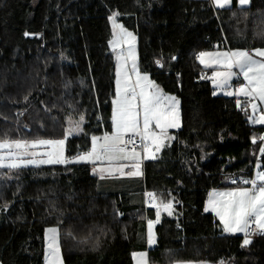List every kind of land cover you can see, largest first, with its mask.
<instances>
[{
	"label": "trees",
	"instance_id": "trees-1",
	"mask_svg": "<svg viewBox=\"0 0 264 264\" xmlns=\"http://www.w3.org/2000/svg\"><path fill=\"white\" fill-rule=\"evenodd\" d=\"M232 1L217 9L210 0H0V140L60 138L65 116L83 114V132L66 140L71 157L111 131L113 12L136 36L140 70L179 99L181 113L175 140L144 162L133 194L103 189L85 163L0 169V264H43L49 227L60 229L63 264H133L138 251L150 264H264V235L242 247V235L224 233L204 212L210 189L251 178L257 156L264 169L261 142L252 143L264 125L248 122L244 101L237 107L235 97L213 95L196 59L219 48H264V0L244 8ZM145 191L174 198L153 247L147 219L155 209Z\"/></svg>",
	"mask_w": 264,
	"mask_h": 264
},
{
	"label": "snow or ice",
	"instance_id": "snow-or-ice-1",
	"mask_svg": "<svg viewBox=\"0 0 264 264\" xmlns=\"http://www.w3.org/2000/svg\"><path fill=\"white\" fill-rule=\"evenodd\" d=\"M213 7L224 9L232 0H210ZM244 8L250 0H236ZM118 12H113L108 20L112 24V39L108 41L116 59L115 96L112 99L111 131L91 136V146L87 151H78L74 157L66 156V140L73 134L83 132L84 115L73 119L66 118L68 127L64 128L60 139H3L0 140V169L9 171L29 165H55L87 162L94 165L92 171L101 179L114 174L128 177L142 175L141 161L155 159L157 154L173 139L169 129L179 128V100L165 93L147 73L138 68L133 33L117 23ZM27 37L33 35L25 32ZM39 35V34H35ZM119 49V51H117ZM175 59V57H173ZM196 59L205 68L213 69L211 75L201 73V79L211 81L216 91L225 90V95L245 97L247 108L251 109L248 122L264 125V48L229 49L226 51H201ZM158 65L161 64L157 60ZM235 69V71H234ZM242 76L241 83L231 89L233 77ZM216 91L212 94L216 95ZM28 98L25 97V100ZM237 107H242L240 99ZM261 142L259 153L264 155V134L252 137ZM127 169V170H126ZM231 183L236 187L223 191L213 189L208 192L204 212H212L219 220L224 233H242V247L249 245L253 234H264V170H261L260 157L257 156L256 171L251 178L235 177ZM165 200L155 191L144 192L145 205L155 209V219H147V244L157 243L154 225L160 222L161 213L174 214V198ZM178 203V202H177ZM7 206L5 205V208ZM179 226V225H178ZM71 235V232L68 233ZM46 264H63L61 259L60 229H45ZM134 264H150L147 251L131 253ZM173 264H192L176 261ZM198 264H208L200 261ZM218 264H226L221 259Z\"/></svg>",
	"mask_w": 264,
	"mask_h": 264
},
{
	"label": "crops",
	"instance_id": "crops-1",
	"mask_svg": "<svg viewBox=\"0 0 264 264\" xmlns=\"http://www.w3.org/2000/svg\"><path fill=\"white\" fill-rule=\"evenodd\" d=\"M226 50H229L228 48H219V49H214V50H211L209 52H214V51H226ZM117 51H119V49H117ZM136 57H137V51H136ZM199 62V61H198ZM138 64V62H137ZM200 64V62H199ZM205 70L202 72L206 75H209L210 71L212 70L211 68H205L202 64H200ZM139 68V66H138ZM140 69V68H139ZM141 71V70H140ZM235 71V69H234ZM143 72V71H141ZM116 59H115V70H114V96H115V79H116ZM146 73V72H144ZM148 74V73H147ZM149 78L152 80V78L150 77V75L148 74ZM156 83V82H155ZM241 84L243 83V77L242 76H236V77H233V80H232V83L231 84ZM157 84V83H156ZM160 86V85H159ZM161 88V87H160ZM235 88V87H234ZM164 91V90H163ZM166 93V92H165ZM169 94V93H167ZM169 95H173V94H169ZM223 95V94H222ZM175 96V95H173ZM228 96V95H226ZM176 97V96H175ZM230 97H235L234 95L233 96H230ZM114 98V97H113ZM112 98V99H113ZM177 98V97H176ZM236 98V97H235ZM178 99V98H177ZM179 100V99H178ZM242 100H246L245 97H242ZM242 101V102H243ZM180 102V101H179ZM245 102V101H244ZM111 108H112V101H111ZM179 111H180V103H179ZM111 114H112V110H111ZM180 125H181V113H180ZM180 128V127H179ZM179 128H175V129H169L168 132H169V135L173 136L174 138H176V131L179 129ZM102 135V134H101ZM100 136V135H98ZM175 139H173L171 142H173ZM170 142V143H171ZM170 143H168L167 145H169ZM166 145V146H167ZM90 146H91V143H90ZM90 148V147H89ZM164 148L161 149V151L163 150ZM88 150V149H87ZM85 150V151H87ZM161 151L157 154L156 158L159 157ZM75 156V155H74ZM74 156H71V157H74ZM69 157V158H71ZM155 158V159H156ZM147 160H153L152 158H148V159H143L141 161V171H142V175L141 176H138V177H128V176H120L118 173L117 174H114L112 176H107L106 178L104 179H101V177L98 175V174H95L93 173L92 169L94 167V165L92 163H87V162H79V163H85V164H88L89 167H90V170L91 172L96 175L99 179V182H100V185L102 186L103 189L105 190H108V191H128V192H131V194L133 193H136V191L141 187L142 185V181H143V164L145 161ZM127 170V169H126ZM228 188V187H227ZM225 188V189H227ZM224 189V190H225ZM213 190L210 189L209 191ZM217 190V189H216ZM208 191V192H209ZM208 199V193H207V196H206V199L205 201ZM205 204V202H204ZM212 213V212H210ZM214 214V213H212ZM236 235H241V233H236ZM149 247V245H148ZM153 247V246H151ZM140 252V251H138ZM62 259V258H61ZM134 263V262H133ZM209 263H212V262H209ZM43 264H46V261H45V257H44V263ZM213 264H216V263H213Z\"/></svg>",
	"mask_w": 264,
	"mask_h": 264
},
{
	"label": "rangeland",
	"instance_id": "rangeland-1",
	"mask_svg": "<svg viewBox=\"0 0 264 264\" xmlns=\"http://www.w3.org/2000/svg\"><path fill=\"white\" fill-rule=\"evenodd\" d=\"M236 2V1H235ZM232 3H233V1H232ZM232 3L229 5V6H231L232 5ZM236 5H237V3H236ZM228 6V7H229ZM238 6V5H237ZM239 7V6H238ZM246 7V6H245ZM117 23H119V22H117ZM119 24H121V23H119ZM127 29V28H126ZM127 31H129V32H131V33H133V31L132 30H129V29H127ZM133 35L135 36V34L133 33ZM136 37V36H135ZM111 39H112V36H111ZM135 50H136V41H135ZM209 51H211V50H209ZM209 51H205V52H209ZM213 70V69H212ZM212 70L210 71V73H209V75H211V72H212ZM233 80V79H232ZM210 83H211V81H210ZM230 83H232V81L230 82ZM240 84L238 83V84H231V89L230 90H235V88L236 87H238ZM211 86L213 87V85H212V83H211ZM235 87V88H234ZM214 91H216V89L213 87V92ZM216 94H223V95H225V90H220V91H216ZM236 97V96H235ZM242 97L243 96H241V97H236V99H240V101H241V103H242ZM245 101V103H246V110H247V112H248V115H251V109L250 108H247V100H244ZM261 108H264V105H261L260 106ZM69 115H71V117L73 118V119H79V116H80V114L79 115H72V114H68V115H66L65 116V122H66V118L69 116ZM66 127H68V124H67V122H66ZM64 135V134H63ZM73 135H75V134H73ZM60 138H63V136L62 137H60ZM60 138H44V139H60ZM3 140V139H2ZM45 165H47V164H45ZM29 166H33V165H29ZM26 167H28V166H26ZM261 170H264V169H261ZM256 171V167H255V169H254V172ZM254 172H253V175H254ZM232 187H236V186H231V187H228V188H232ZM213 189H217V190H219V191H223L225 188H213ZM174 215V214H173ZM172 215V216H173ZM163 216H168L169 217V215H167V213H164V212H162L161 213V218L163 217ZM156 225V224H155ZM155 225H154V232H155ZM156 233V232H155ZM241 235L243 236V234L241 233ZM254 235V234H253ZM252 235V236H253ZM243 239H244V236H243ZM44 257H45V250H44ZM183 262H189V261H183ZM190 262H192V264H198V262H200V261H190ZM134 264V263H133ZM153 264H156V263H153ZM171 264H173V263H171ZM208 264H213V263H209L208 262ZM216 264H218V263H216Z\"/></svg>",
	"mask_w": 264,
	"mask_h": 264
},
{
	"label": "built area",
	"instance_id": "built-area-1",
	"mask_svg": "<svg viewBox=\"0 0 264 264\" xmlns=\"http://www.w3.org/2000/svg\"><path fill=\"white\" fill-rule=\"evenodd\" d=\"M258 235H264V234H258Z\"/></svg>",
	"mask_w": 264,
	"mask_h": 264
}]
</instances>
